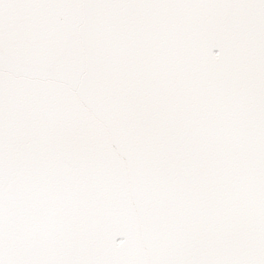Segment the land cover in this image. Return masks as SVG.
<instances>
[{"label": "water", "instance_id": "obj_1", "mask_svg": "<svg viewBox=\"0 0 264 264\" xmlns=\"http://www.w3.org/2000/svg\"><path fill=\"white\" fill-rule=\"evenodd\" d=\"M0 264H264V0H0Z\"/></svg>", "mask_w": 264, "mask_h": 264}]
</instances>
